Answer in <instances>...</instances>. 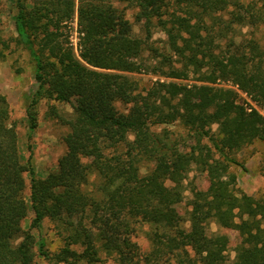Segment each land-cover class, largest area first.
Masks as SVG:
<instances>
[{
	"label": "trees",
	"instance_id": "obj_1",
	"mask_svg": "<svg viewBox=\"0 0 264 264\" xmlns=\"http://www.w3.org/2000/svg\"><path fill=\"white\" fill-rule=\"evenodd\" d=\"M117 3L137 8L146 38ZM16 6L17 44L35 64L31 130L43 99L70 103L75 115L67 121L65 154L41 178L31 161H22L0 93V264H33L35 247L56 264H221L225 246L207 233L211 220L239 232L232 264H264V197L240 193L229 170L240 164L230 153L264 140V114L239 102L241 91L264 112V41L255 32L264 26V0H16ZM76 14L78 54L66 30ZM152 28L166 34L164 50L149 44ZM9 47L0 36V60ZM142 72L159 78L140 88L133 74ZM192 74L197 82L189 83ZM117 101L129 110L120 111ZM174 123L195 139L190 150L170 129L157 130ZM193 168L206 173L208 187L192 189L187 227L173 211L186 199ZM92 173L99 183L87 191ZM29 207L30 227L40 236L26 231L17 242ZM47 218L70 224L66 245L54 254L42 233ZM132 219L152 226L147 253L131 238Z\"/></svg>",
	"mask_w": 264,
	"mask_h": 264
},
{
	"label": "rangeland",
	"instance_id": "obj_2",
	"mask_svg": "<svg viewBox=\"0 0 264 264\" xmlns=\"http://www.w3.org/2000/svg\"><path fill=\"white\" fill-rule=\"evenodd\" d=\"M120 10H123L126 17L133 25L134 31L142 38H146L147 32L144 27V22L139 21L136 17L137 8L126 3L116 4ZM17 13L16 0H0V36L8 41L10 47L6 50V57L0 60V93L5 95L10 106L9 123L16 129L17 145L19 154L23 162L31 161L36 169L37 175L44 178L48 173L54 170L58 164L59 158L65 154L67 147L64 141L65 136L70 131V126L67 121L74 118V108L70 103H63L56 100L43 99L38 104V126L35 130H31L30 122L27 114V107L30 102V97L36 89V81L34 78L35 64L32 61L30 54L23 45L17 44V30L15 27V15ZM67 33L72 43L76 54L79 53L78 46V24L77 14L74 21L67 24ZM244 31H247L245 28ZM256 35L264 41V26L255 29ZM166 34L158 28H152V37L149 44L164 50L166 48ZM148 55V54H147ZM134 78L139 81L140 88L148 87L149 84L157 80L156 77L149 73L133 74ZM197 77L192 74L189 83H194ZM219 85L230 86L224 82H219ZM239 102L243 104L250 103L262 114L261 107L256 105L247 94L239 91ZM116 107L120 111H128L129 104L117 101ZM170 129L172 139L180 141V145L184 150H190L195 144V139L187 137L188 131L180 123H174L159 127ZM218 125H213V131H217ZM203 143L211 145L205 139ZM238 163H231L230 173L236 175V188L240 193H246L256 198L264 197V140L257 139L252 144L245 146L239 151L230 153ZM220 154L216 153V157ZM89 161V160H88ZM99 183L97 173H92L89 177V182L85 186L87 191H95L96 185ZM186 199L180 205L174 208L175 217H182V224L189 226L187 219V211L191 208L189 200L192 197V189H206L208 187V179L206 173L193 168L187 175L185 180ZM31 180L26 174V189L23 196L30 205ZM96 197L100 194L94 192ZM34 218V213L29 207L25 217L16 227L18 241L22 238L24 232L31 231L37 238L40 236V231L36 228H31L30 225ZM77 219L73 220L76 224ZM134 227L131 238L139 246L142 253H147L152 248V242L148 236V232L152 229L150 224L136 223L134 219ZM180 221V224H181ZM86 222V221H85ZM69 222L54 221L47 218L44 221L42 229L43 236L46 240V248L50 254L59 252L67 241V236L71 232ZM207 233L210 236H220L221 242L225 246V260L221 264H232L236 256V246L240 240L239 232L234 228L220 226L216 221L211 220L207 224ZM100 246V242L97 243ZM77 248V246H72ZM36 257L33 264H56L53 259L47 258L39 254L38 247H35ZM100 256L103 259L108 258V263L112 260L107 256V253L100 249Z\"/></svg>",
	"mask_w": 264,
	"mask_h": 264
}]
</instances>
